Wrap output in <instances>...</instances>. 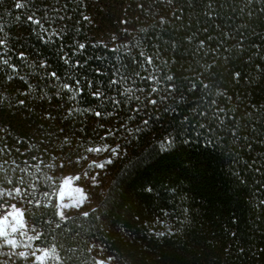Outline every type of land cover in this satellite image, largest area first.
I'll return each mask as SVG.
<instances>
[{
    "label": "trees",
    "instance_id": "16d2710c",
    "mask_svg": "<svg viewBox=\"0 0 264 264\" xmlns=\"http://www.w3.org/2000/svg\"><path fill=\"white\" fill-rule=\"evenodd\" d=\"M16 2L0 0V25L7 40L3 58L24 77L21 80L0 64V147L6 143L13 149L3 159L9 165L15 160L21 167L28 162V171L37 182L33 195L42 203L46 202L43 193L52 192L46 186L47 177L58 185L53 202H58L66 174L84 176L87 172L100 190L94 214L91 210L87 218L72 215L65 232L39 225L50 235L33 247L55 245V253L61 257L55 264H65V260L67 264H93L94 258L104 259L106 264H264V207H258L264 199V75L254 70L264 48L252 47L264 37V0H211L215 23L237 39L244 33L245 51L225 53L231 56L228 68L246 71L252 79L239 85L230 83L218 62L209 70L211 75L201 77L210 88L203 89L198 83L194 93L187 90L188 82L181 73L187 69L185 74L194 76L204 72L211 61L202 53L193 57V48L203 37L198 35L189 44L185 36L191 31L186 25L196 31L207 23L213 35L220 30H213L204 15L206 0H72L62 13L71 17L63 21L67 25L63 43L71 45L76 40L89 45L82 55L73 57L89 62V67L76 70L75 78L60 58V40L52 37V42L44 43L38 38L39 26L24 22L33 12L40 18L46 0H19L23 9H17ZM176 9H183L179 21L171 17ZM161 17L167 22L160 24ZM60 25L57 21L53 27ZM136 40L149 54L159 47L162 60L170 61L167 67L160 64V74L172 72L178 77V91L156 106L147 103L150 85L139 78L115 87L108 84L112 65L120 67L125 76L124 67L129 71L135 67L130 62L138 55ZM173 40L175 51L169 46ZM97 44L108 48L91 46ZM112 48L120 50L113 53ZM20 52L26 60L19 58ZM96 56L103 59L93 60ZM41 61L47 62L46 69L40 67ZM97 66L105 75L91 70ZM51 71L65 83L74 85L75 79H81L83 93L73 99L70 90H61L59 82L46 76ZM9 74L14 76L11 81ZM86 80L93 82L92 88ZM97 84L107 99L97 100L90 94ZM128 88L133 91L127 92ZM219 92L225 95H217ZM151 98L158 99L156 94ZM212 100L216 101L214 107L224 109L219 118L206 108ZM194 107L208 112L207 119L196 117ZM97 111L102 115L97 117ZM200 123L211 127V135ZM208 139H213L211 146ZM17 147L20 153L14 150ZM89 148L102 150L89 152ZM33 155L44 163L33 161ZM93 162L105 167H89ZM37 164L39 172L34 167ZM92 245L96 247L89 252ZM110 256L115 259H108Z\"/></svg>",
    "mask_w": 264,
    "mask_h": 264
},
{
    "label": "snow or ice",
    "instance_id": "6c2138e0",
    "mask_svg": "<svg viewBox=\"0 0 264 264\" xmlns=\"http://www.w3.org/2000/svg\"><path fill=\"white\" fill-rule=\"evenodd\" d=\"M252 0H248V3H251ZM72 0H66V2L61 3V0H46L44 3V7L42 9V15L40 18H36V13L33 12L31 15L26 16L24 22L30 23L33 26H39L38 38L41 39L44 43L52 42V37H57L60 40V45L58 47V52L61 54V59L64 61L66 65L73 71V78H75L76 70L83 69L89 67L88 59L85 58L83 60L75 59L78 54L82 55L83 52L89 47L86 43H81L79 41L73 40L71 45H65L63 43V33L67 27V25L63 24V21L66 19H71L69 16H65L62 13L66 12L69 9ZM171 3V0H169ZM15 7L17 9H23L25 5L19 0L15 3ZM206 8L207 11L204 12V15L208 17V20L212 22L213 30L220 29L216 35H213L212 31L209 30V25L203 24L201 27L196 29V31L191 30V25H186V27L191 31V35H186V41L191 44L194 40L197 39L198 35L202 36V39L198 40V43L195 44L192 55L196 57L203 54L204 57H209L210 63L206 65L205 71L200 72L194 76L186 75L187 69L181 73V76L187 80L188 82V91L195 92L197 90L198 83L202 86L203 89H209L210 85L203 83L201 79L202 76L211 75L212 73L209 70L215 69L217 67L218 62L223 66L226 75L225 80L230 83L239 85L242 81L248 82L252 78L248 76L247 72L242 70L233 68H228V63L231 60L230 55H226L225 53H229L230 50H235L239 52H244V33H240V38L237 39L233 34L229 32H224L221 28V25L215 23V17L212 15V12L215 10L213 3L211 0H206ZM49 9L51 10V14H49ZM183 9H176L172 11L171 17H174L176 20H181V14ZM261 12H264V9H261ZM251 14V13H249ZM170 17V18H171ZM169 18V19H170ZM17 21H20V17H16ZM84 20H89L88 16H83ZM57 21L61 22V25L58 27H53ZM167 21L165 18L161 17L159 23L164 24ZM47 23L49 27H45L44 24ZM126 23V21L124 22ZM35 32V27L33 28ZM4 27L0 25V64L7 65L9 69L15 73L21 80L24 79L23 76H19V73L16 71V65L10 64L8 59L3 58V50L7 45V40L3 38ZM46 34V36H45ZM259 43L253 42L252 47L254 49H262L264 48V37H259ZM232 41L233 43L229 44ZM92 47H103L105 49L108 48L106 44H97L91 45ZM170 49L175 51L177 49V44L173 40L170 42ZM68 48V51H65V48ZM134 47L138 50V55L132 59L130 62L131 65H135V67H131L129 71L128 67H124V72H128V75L125 76L121 71L120 67L116 65H112L110 71L112 72V76L108 80L109 86L115 87L127 79H136L148 83L150 85L147 96V103L156 106L158 102H163L167 100L169 97H172L178 91V85L176 80L178 77L172 72H165L163 75L160 74L161 68L160 64H163L165 67L168 66L169 60H162L160 55L159 47H155L153 52L149 54L145 50V46L139 40L134 42ZM119 48H112L110 51L113 53L119 51ZM71 53V55L69 54ZM19 58L21 60H26L27 56L24 52H20ZM259 60L254 65V70L261 75H264V65H262L259 61H264V54H258ZM93 60H101L102 56H96L92 58ZM251 57H249L248 61L245 62V66L247 63H250ZM159 62V63H158ZM171 63H175V60H172ZM40 67L46 69L48 64L46 61L40 62ZM92 71L96 72L98 75L103 76L105 72L99 67L91 68ZM46 76L50 79H53L58 83V88L61 90H70L74 95L73 99L76 98L77 95H81L84 89L81 87V79H75V83L69 84L62 81V78L57 75L55 71L46 72ZM7 79L11 81L14 79L12 74L7 76ZM84 83L87 87L92 88L93 82L91 80H86ZM226 86V85H225ZM31 87V85H29ZM139 91H142L138 89ZM127 92H132L131 88L126 89ZM163 93V95H162ZM27 93H21V95H26ZM94 98L100 100L102 97L107 99L105 93L101 90L99 84L96 85L95 91L90 93ZM156 94L158 99H152V95ZM217 95H225L223 92L217 93ZM231 99V97H227ZM136 99L139 101L140 97L137 96ZM182 99V97H181ZM0 100H3L2 94H0ZM202 102V101H201ZM20 105L24 104V101H19ZM118 106L119 101H116ZM216 106V101L212 100L206 108L213 109L212 115L216 118H219L221 113H224V109ZM198 107V106H197ZM253 108L256 107L254 104ZM167 110V109H166ZM137 112L141 111V109H136ZM193 112L196 117H205L207 119L208 112L204 110L197 111V108H193ZM97 117L101 116L100 112H95ZM184 121H188V117H184ZM145 124L148 123L147 120L144 121ZM222 123V121H221ZM199 127L204 129L206 132L211 135L212 129L209 126H206L203 123L199 124ZM109 134H114L112 130H109ZM234 137L236 136V132L233 130L231 133ZM199 136L200 133L197 132ZM101 139H104L102 137ZM247 139V137H244ZM172 141H169L171 143ZM187 142V141H186ZM264 142V141H262ZM0 143H3V138H0ZM20 143V141H17ZM213 143V139H208L207 144L211 146ZM17 153H20V148L17 147L14 149ZM102 149L100 148H89L87 151L89 152H100ZM105 151L107 149H104ZM13 149L9 148L6 143L3 144V147H0V257L4 259H0V264H16L17 261L23 262V264H46L47 261L59 262L61 257L59 254L55 253V245H52L50 248H41L39 246L33 247V243L36 241H43L49 238V233L46 230H41L39 225H44L45 229L51 228L53 230L60 229L62 232L68 230L67 221L71 219V213L68 212L70 206L67 204H61L58 202H53L52 197L55 196V192L58 189L57 182L52 177H47L46 186L49 189H52V192L45 191L43 196L46 202H41L33 193L36 191L37 182L32 178V173L28 171V162L24 161L26 167H21L16 163L15 160L11 162L9 165L8 160L3 159L5 154L11 155ZM115 152V149H112ZM22 154V153H21ZM33 161H39L40 164H43L44 161L36 156H31ZM80 159H86V157H80ZM108 163H112L111 159L108 160ZM8 165V167H5ZM98 167L104 168V164H96L93 162V165H89V167ZM36 171L39 172V164L34 166ZM48 167H51L49 165ZM63 167V165H61ZM257 172L260 171L259 168L256 169ZM87 176V172L84 174ZM79 179V177H77ZM264 187V185H262ZM151 191V189H149ZM59 199H63V196L59 197ZM27 205V207H18L17 205ZM258 207H264V199L259 201ZM35 210V211H34ZM27 212V218H26ZM96 212L95 209H92V214ZM38 213V214H37ZM83 217H89V211H83L79 213ZM32 233V235H29ZM158 235L163 236L164 233H158ZM235 236V233H233ZM52 240H55V235H51ZM95 245H92L89 248V252L92 251V248H95ZM7 249V250H5ZM98 251H102L99 249ZM243 251V249H241ZM71 259V257H69ZM108 259H115L114 257H109ZM65 264H67V260H65ZM93 264H106L104 259H95Z\"/></svg>",
    "mask_w": 264,
    "mask_h": 264
},
{
    "label": "rangeland",
    "instance_id": "374dc122",
    "mask_svg": "<svg viewBox=\"0 0 264 264\" xmlns=\"http://www.w3.org/2000/svg\"><path fill=\"white\" fill-rule=\"evenodd\" d=\"M79 177V179H77ZM100 190L92 184L90 176L66 174L58 191V203L70 206L72 215L83 211H91L97 205ZM63 196V199L59 197Z\"/></svg>",
    "mask_w": 264,
    "mask_h": 264
}]
</instances>
